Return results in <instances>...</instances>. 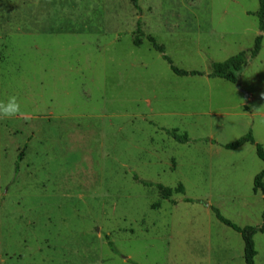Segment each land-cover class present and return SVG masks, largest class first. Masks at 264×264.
<instances>
[{"label":"rangeland","instance_id":"obj_1","mask_svg":"<svg viewBox=\"0 0 264 264\" xmlns=\"http://www.w3.org/2000/svg\"><path fill=\"white\" fill-rule=\"evenodd\" d=\"M259 6L0 0V102L20 104L0 119V264H246L214 209L264 225ZM149 37L201 75L174 74ZM241 52L237 83L210 77ZM249 133L254 144L225 148ZM160 185L184 192L164 199ZM254 243L264 264V233Z\"/></svg>","mask_w":264,"mask_h":264},{"label":"trees","instance_id":"obj_2","mask_svg":"<svg viewBox=\"0 0 264 264\" xmlns=\"http://www.w3.org/2000/svg\"><path fill=\"white\" fill-rule=\"evenodd\" d=\"M135 6V8H138V0H131ZM258 18L260 22V29L264 31V0H260V6H259V12H258ZM141 31H139L140 34ZM262 39L263 37L260 36L256 39L255 48L251 52V58H255L258 56L259 52L261 51L262 46ZM149 40L153 46V48L163 54L164 59L168 62L170 65L171 70L174 74L180 76V77H186V76H197L201 75L199 72H189L185 70L178 69L174 66L172 60L165 55V50L162 46L158 45L153 37H149ZM135 44L140 45L141 41L139 38L135 39ZM248 66V55L246 52H241L237 56L222 62V63H216L213 65V71L211 74V78H221L231 83H237L239 75L247 68ZM171 135L179 142H187L188 138L186 136H179L177 134V131L172 132ZM254 144L255 140L251 133L246 135L245 137L241 138L235 143L225 145V148L228 150H236L240 147H242L245 144ZM257 155L258 157L264 162V149L257 145ZM19 159L22 160V155L19 157ZM159 190L161 191V194L164 199H170L173 192L177 193H183L184 188L181 185L177 189H171V188H165L163 186H158ZM254 188L255 192H258L259 190L262 192L264 196V170L259 173L255 180H254ZM217 218L219 221H221L226 226L232 228L233 230L237 231L241 234L243 242H244V259L246 264H255V257L257 256V251L255 249V243H254V236L257 232L264 233V225L260 227L259 229L248 227L241 229L235 225H233L230 221L225 219L218 210L214 209Z\"/></svg>","mask_w":264,"mask_h":264},{"label":"clouds","instance_id":"obj_3","mask_svg":"<svg viewBox=\"0 0 264 264\" xmlns=\"http://www.w3.org/2000/svg\"><path fill=\"white\" fill-rule=\"evenodd\" d=\"M20 113L16 96H10L7 103L0 102V119L13 118Z\"/></svg>","mask_w":264,"mask_h":264}]
</instances>
